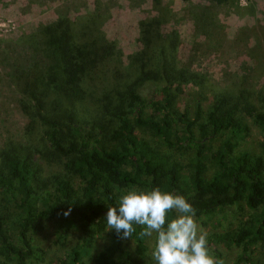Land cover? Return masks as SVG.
I'll return each instance as SVG.
<instances>
[{
	"label": "trees",
	"instance_id": "16d2710c",
	"mask_svg": "<svg viewBox=\"0 0 264 264\" xmlns=\"http://www.w3.org/2000/svg\"><path fill=\"white\" fill-rule=\"evenodd\" d=\"M151 5L159 10L138 21L141 47L129 56L106 37L95 13L58 15L18 39L26 55L10 80L27 123L25 144L0 150V264L44 262L37 237L52 221L78 234L60 264H144L148 237L140 238L137 226L121 238L106 230L105 216L130 188L154 187L183 195L198 220L233 210L245 216L210 234L209 246L220 259L218 248H237L232 264H264L256 255L264 248V85L230 93L180 66L179 33L164 32L169 10L163 0ZM146 85L156 87L148 98L140 94ZM247 119L261 131L258 152L241 149ZM36 156L61 172L43 175ZM107 231L108 244L93 253ZM56 239L64 244L65 234Z\"/></svg>",
	"mask_w": 264,
	"mask_h": 264
},
{
	"label": "rangeland",
	"instance_id": "374dc122",
	"mask_svg": "<svg viewBox=\"0 0 264 264\" xmlns=\"http://www.w3.org/2000/svg\"><path fill=\"white\" fill-rule=\"evenodd\" d=\"M165 2L169 23L164 32L175 28L179 33L177 60L180 66L205 74L213 85L226 92L234 93L242 87L251 91L262 89L264 9L255 7L254 12L252 0H237L235 7L217 6L209 1ZM158 10L152 8L151 0H0V19L11 26L8 32L0 34V150L8 143L25 144L23 129L27 118L19 106L20 96L10 80L15 66L25 60L26 51L18 43L23 34L31 33L58 15L76 20L95 13L100 17L106 37L116 41L125 56H129L141 47L137 41L138 21L146 15H156ZM245 10L251 17L243 18ZM154 88L146 85L140 91L141 96L148 98ZM181 89L186 91L191 87ZM184 99L182 97L179 101L181 110ZM247 123L250 133L241 149L258 152L263 141L261 131L250 119ZM137 133L141 137H149L144 130L138 129ZM35 159L43 175L61 172L60 165L45 163L43 156ZM74 183L78 184L76 180ZM242 218L245 216L233 210L197 219V222L210 235L237 226ZM60 233L65 234L64 244L56 239ZM77 237L75 230L62 226L60 221L47 223L46 229L37 237V243L45 251V260L41 264H60L65 252L76 244ZM108 238V231L98 237L93 253L103 249L109 242ZM153 240L154 237L146 240L149 254L145 263H155L151 256ZM128 243L133 247L131 240ZM218 251L222 252L225 264H232L238 254L235 247L218 248ZM256 255L263 261L264 248L258 247Z\"/></svg>",
	"mask_w": 264,
	"mask_h": 264
},
{
	"label": "clouds",
	"instance_id": "9594fccd",
	"mask_svg": "<svg viewBox=\"0 0 264 264\" xmlns=\"http://www.w3.org/2000/svg\"><path fill=\"white\" fill-rule=\"evenodd\" d=\"M105 219L106 230H114L121 238H131L137 226L140 238L154 237L155 264H224L210 248L209 233L183 195L158 187L130 188L119 196L116 206L108 207Z\"/></svg>",
	"mask_w": 264,
	"mask_h": 264
},
{
	"label": "crops",
	"instance_id": "0c3cea01",
	"mask_svg": "<svg viewBox=\"0 0 264 264\" xmlns=\"http://www.w3.org/2000/svg\"><path fill=\"white\" fill-rule=\"evenodd\" d=\"M166 0H163V2H164V4H166V2H165ZM179 1V0H178ZM192 1H199V0H192ZM181 2V1H180ZM252 5H253V10L255 9V7H259L261 10H263L264 8V1L262 0H252ZM247 10H245V12H246ZM254 12H255V10H254ZM247 13H249V11L248 12H246V13H244L243 14V18H244V16H246V17H251V15H249V14H247ZM250 13H252V11L250 12Z\"/></svg>",
	"mask_w": 264,
	"mask_h": 264
},
{
	"label": "built area",
	"instance_id": "2783aa9c",
	"mask_svg": "<svg viewBox=\"0 0 264 264\" xmlns=\"http://www.w3.org/2000/svg\"><path fill=\"white\" fill-rule=\"evenodd\" d=\"M9 27H11L9 22L0 19V34L4 32H8L10 30Z\"/></svg>",
	"mask_w": 264,
	"mask_h": 264
}]
</instances>
